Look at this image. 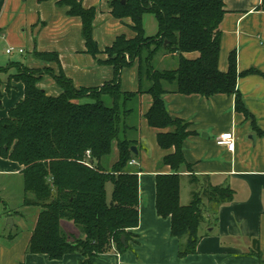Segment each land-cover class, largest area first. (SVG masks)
I'll list each match as a JSON object with an SVG mask.
<instances>
[{"label": "trees", "instance_id": "obj_1", "mask_svg": "<svg viewBox=\"0 0 264 264\" xmlns=\"http://www.w3.org/2000/svg\"><path fill=\"white\" fill-rule=\"evenodd\" d=\"M57 3L67 7L68 15L81 19L86 52L95 58L105 53L106 59L98 62L113 68V78L100 87L76 88L60 69L54 73L50 68L42 71L22 64L11 75V79L22 82L24 93L0 119V156L22 166V205L39 208L26 252L44 253L50 259L79 253V264H92L98 254L130 249L132 234L128 230L138 224L139 182L138 172L129 161L138 157L131 147L138 148L140 95L149 93L152 102L145 114L147 123L157 128L174 127L172 132L157 134L159 146L173 147L174 152L162 159L171 173L155 178L156 212L170 218V233L181 240L179 256L195 253L206 212L229 202L233 190L204 184V179L199 186V180L191 175L189 182L197 186L191 191V201L180 203L179 169L187 166L182 143L189 133L188 124L169 115L162 97L168 91L203 96L225 93L234 95L235 109L249 116L236 80L255 70L237 72L234 52L228 56L227 70L218 69L224 0H109L115 18L130 19L134 36L118 35L103 51L92 35L95 7L83 8L80 0ZM145 13L156 20L155 35L144 33ZM190 53L197 56L187 57ZM159 54L170 57L173 67H156ZM33 55L41 61L59 63L55 52L35 50ZM133 62L137 65L138 89L125 91L121 89L120 72ZM44 73L54 79L59 94L49 95L38 87ZM114 144L118 159L109 166ZM107 183L112 185L110 197ZM63 221H70L74 231L66 232ZM250 254L260 257L256 239Z\"/></svg>", "mask_w": 264, "mask_h": 264}, {"label": "crops", "instance_id": "obj_2", "mask_svg": "<svg viewBox=\"0 0 264 264\" xmlns=\"http://www.w3.org/2000/svg\"><path fill=\"white\" fill-rule=\"evenodd\" d=\"M108 1L80 0L83 8L96 9L92 35L100 51L110 46L118 35L134 36L130 19L115 18ZM224 9L219 26L218 69L227 70L228 56L234 52L237 72L255 70L239 75L236 80L249 116L235 109L234 95L225 93L203 96L168 91L162 98L169 115L188 124L189 133L182 143L187 166L179 169L180 203L187 205L191 201V191L197 186L189 182L191 175L199 180V186L203 185V179L204 184L229 186L233 198L206 212L207 221L200 225L195 253L179 256L181 240L171 235L170 218L159 216L155 207L156 175L171 173V167L163 164L162 159L174 152L173 147L159 146L157 134L172 132L174 127L157 128L147 123L145 114L152 97L142 93L138 157L133 158L135 163L132 165L138 172V224L128 230L132 234L129 250L98 254L92 264H264V1L224 0ZM146 14L150 13H145L142 18L144 33L155 35L157 23L151 34L154 26H151V16L145 17ZM0 34L10 47L26 46L29 53L27 67L50 68L56 73L60 69L76 88L100 87L113 78V68L98 62V59H106L105 53H99L95 58L86 52L81 19L68 15L67 7L59 5L57 0H0ZM35 50L57 53L59 63L36 59ZM186 56L194 58L197 54ZM37 85L49 95L60 92L54 79L45 73ZM120 85L125 91L138 89L135 62L121 70ZM0 93V118H3L23 97L24 86L21 81L11 79L8 89L2 83ZM224 132L233 134L232 146L216 143V138ZM117 159L114 144L108 165ZM21 169L16 162L0 156V173L22 175ZM182 180L188 182L185 198L182 197ZM21 200L22 203L17 204L2 199L1 215L11 218L13 223L9 231L0 233V264H79V253L50 259L44 253L26 252L39 208L24 206ZM22 208L26 209V216L22 213L24 210L20 211ZM8 209L11 212L5 215ZM61 225L66 232L74 231L70 221H63ZM9 235L14 237L9 239ZM254 239L258 241L260 257L250 254Z\"/></svg>", "mask_w": 264, "mask_h": 264}, {"label": "rangeland", "instance_id": "obj_3", "mask_svg": "<svg viewBox=\"0 0 264 264\" xmlns=\"http://www.w3.org/2000/svg\"><path fill=\"white\" fill-rule=\"evenodd\" d=\"M146 16H151V26H154L153 29H151V34L154 33L155 31V26H156V21L153 18L152 15L146 14ZM149 29V26H148ZM149 31V30H148ZM11 44H9L4 38H2V35L0 34V88L2 87V83L8 87L10 86L11 83V75L15 74L18 71V66L19 68L22 67V65L26 66L27 60L29 58V53L28 49L26 46H15L14 51L11 54H7L5 52L6 48H9ZM21 48L23 50V54H19L17 49ZM156 61V67H159L160 69L162 68H171L173 67L174 61L170 57H164L161 54L155 57ZM22 64V65H20ZM39 70L45 71L47 70L46 68H41ZM53 72L56 73L53 69ZM50 75L49 73H47ZM8 89V88H7ZM1 94V93H0ZM1 98V95H0ZM87 101V100H86ZM106 104L109 103L108 99L104 100ZM84 102V100H83ZM1 119V118H0ZM182 197L185 198L186 194V186L188 185V182L185 180H182ZM111 189L112 185L110 183H107L106 185V190H107V196L110 197L111 195ZM0 197L2 199H5L7 201H11V203H22L23 199V179L22 175H19L18 173L15 174H7V173H0ZM21 200V202H20ZM0 202V206H2ZM11 206V205H10ZM1 208V207H0ZM29 208V207H26ZM24 210V212L22 211ZM20 211L26 216L27 213L25 212L26 209L22 208ZM11 210H7L5 215L7 213H10ZM2 212H0V233H5L6 231L10 230V223L6 224L7 218H5L3 215H1ZM28 218V217H27ZM3 229V231H2Z\"/></svg>", "mask_w": 264, "mask_h": 264}, {"label": "built area", "instance_id": "obj_4", "mask_svg": "<svg viewBox=\"0 0 264 264\" xmlns=\"http://www.w3.org/2000/svg\"><path fill=\"white\" fill-rule=\"evenodd\" d=\"M14 47H9L5 49V52L7 54H11L14 51ZM18 52H22V49H17ZM216 143L219 145H225V146H232L234 143V136L231 132H224L222 134H220L217 138H216ZM88 154V152H87ZM135 163L134 159H131L129 161L130 165H133Z\"/></svg>", "mask_w": 264, "mask_h": 264}, {"label": "water", "instance_id": "obj_5", "mask_svg": "<svg viewBox=\"0 0 264 264\" xmlns=\"http://www.w3.org/2000/svg\"><path fill=\"white\" fill-rule=\"evenodd\" d=\"M131 151L134 153V154H137V148L135 147V146H132L131 147ZM6 223H10V225L13 223V221L11 220V218H8L7 220H6ZM121 240H122V242H124V237L122 236L121 237Z\"/></svg>", "mask_w": 264, "mask_h": 264}]
</instances>
